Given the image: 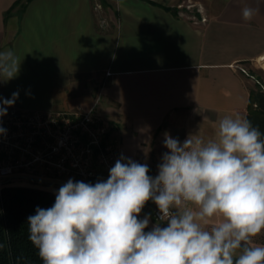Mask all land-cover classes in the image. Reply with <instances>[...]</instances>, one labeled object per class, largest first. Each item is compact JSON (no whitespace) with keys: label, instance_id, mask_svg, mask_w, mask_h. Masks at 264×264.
I'll return each instance as SVG.
<instances>
[{"label":"crops","instance_id":"1","mask_svg":"<svg viewBox=\"0 0 264 264\" xmlns=\"http://www.w3.org/2000/svg\"><path fill=\"white\" fill-rule=\"evenodd\" d=\"M186 1L0 0V52L20 62L13 79L0 81V97L19 93L7 111L93 107L121 156L158 174L165 133L208 140L220 119L246 116L255 85L241 67L264 63V0H192L208 16L199 24L178 13ZM245 6L258 9L250 21ZM30 177L25 185L44 188ZM14 178L25 179L5 181L23 185Z\"/></svg>","mask_w":264,"mask_h":264},{"label":"clouds","instance_id":"2","mask_svg":"<svg viewBox=\"0 0 264 264\" xmlns=\"http://www.w3.org/2000/svg\"><path fill=\"white\" fill-rule=\"evenodd\" d=\"M241 11L250 21L258 9ZM19 63L12 50L0 52V81L13 79ZM18 96L0 97V118ZM164 137L155 177L121 156L107 180L69 179L53 206L36 208L28 239L42 264H264V244L254 243L264 230V134L238 115L220 119L208 140ZM149 201L159 217L145 231Z\"/></svg>","mask_w":264,"mask_h":264},{"label":"built area","instance_id":"3","mask_svg":"<svg viewBox=\"0 0 264 264\" xmlns=\"http://www.w3.org/2000/svg\"><path fill=\"white\" fill-rule=\"evenodd\" d=\"M175 7L196 24L208 21L199 1L188 0ZM0 120L6 129L0 134V190L14 174L94 184L107 180L109 169L121 157L116 141L108 137L107 123L93 107L77 105L64 111L14 108ZM149 175L157 174L150 170ZM151 217L155 221L159 217L154 203Z\"/></svg>","mask_w":264,"mask_h":264},{"label":"trees","instance_id":"4","mask_svg":"<svg viewBox=\"0 0 264 264\" xmlns=\"http://www.w3.org/2000/svg\"><path fill=\"white\" fill-rule=\"evenodd\" d=\"M245 118L264 134V91H251ZM55 191L4 182L0 190V264H42L28 239V217L36 208H49ZM151 230L149 227L145 231Z\"/></svg>","mask_w":264,"mask_h":264},{"label":"rangeland","instance_id":"5","mask_svg":"<svg viewBox=\"0 0 264 264\" xmlns=\"http://www.w3.org/2000/svg\"><path fill=\"white\" fill-rule=\"evenodd\" d=\"M262 65H264V63H262ZM262 65H261V61L248 62L242 65V68L245 70L243 71V73L249 78H251L255 85L253 91H257V90L264 91V66ZM19 175L24 176L25 179L24 178H14L15 181L19 183L21 182L23 185L30 183V180H29V178H31L30 176L24 175V174H19ZM40 180H43L44 182L43 183L40 182L37 184L43 186L44 188L50 189L52 191L58 192L59 188L61 187V185L58 184L60 183L59 180H55V179H40ZM52 182H55V183H52ZM151 221L153 223L157 222L154 219ZM161 226H165V225L162 224ZM254 239L264 240V230H262L261 234L255 237Z\"/></svg>","mask_w":264,"mask_h":264}]
</instances>
